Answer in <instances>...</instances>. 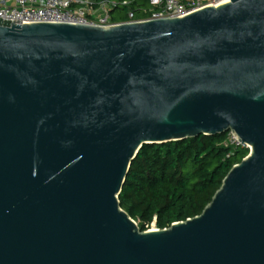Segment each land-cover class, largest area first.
<instances>
[{"label":"water","instance_id":"1","mask_svg":"<svg viewBox=\"0 0 264 264\" xmlns=\"http://www.w3.org/2000/svg\"><path fill=\"white\" fill-rule=\"evenodd\" d=\"M232 132L203 212L141 230L147 144ZM0 264H264V0L110 25L0 18Z\"/></svg>","mask_w":264,"mask_h":264},{"label":"trees","instance_id":"2","mask_svg":"<svg viewBox=\"0 0 264 264\" xmlns=\"http://www.w3.org/2000/svg\"><path fill=\"white\" fill-rule=\"evenodd\" d=\"M116 1L127 4L114 9L115 22L127 20L129 11L143 17L150 3ZM229 132L147 144L139 150L119 198L142 231L152 224L170 227L203 212L230 169L249 153L248 148L228 143Z\"/></svg>","mask_w":264,"mask_h":264},{"label":"built area","instance_id":"3","mask_svg":"<svg viewBox=\"0 0 264 264\" xmlns=\"http://www.w3.org/2000/svg\"><path fill=\"white\" fill-rule=\"evenodd\" d=\"M149 8L141 18L134 11L128 12L126 21L146 18L183 16L203 6L219 5L229 0H149ZM127 4L116 0H0V18L14 21H62L87 24L110 25L114 9ZM124 22V21H123ZM228 143L236 147L247 148L232 133H228Z\"/></svg>","mask_w":264,"mask_h":264},{"label":"rangeland","instance_id":"4","mask_svg":"<svg viewBox=\"0 0 264 264\" xmlns=\"http://www.w3.org/2000/svg\"><path fill=\"white\" fill-rule=\"evenodd\" d=\"M151 228H156V225L155 224H152V226L148 229H151Z\"/></svg>","mask_w":264,"mask_h":264}]
</instances>
